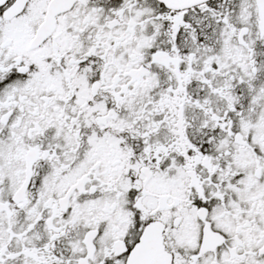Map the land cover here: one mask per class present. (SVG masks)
<instances>
[{
	"label": "snow or ice",
	"instance_id": "snow-or-ice-1",
	"mask_svg": "<svg viewBox=\"0 0 264 264\" xmlns=\"http://www.w3.org/2000/svg\"><path fill=\"white\" fill-rule=\"evenodd\" d=\"M0 264H264V0H0Z\"/></svg>",
	"mask_w": 264,
	"mask_h": 264
}]
</instances>
